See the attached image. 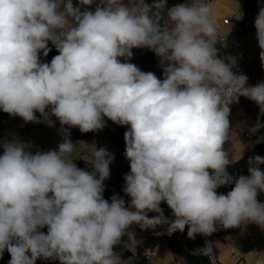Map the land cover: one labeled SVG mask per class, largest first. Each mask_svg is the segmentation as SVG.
Masks as SVG:
<instances>
[{
    "label": "clouds",
    "instance_id": "clouds-1",
    "mask_svg": "<svg viewBox=\"0 0 264 264\" xmlns=\"http://www.w3.org/2000/svg\"><path fill=\"white\" fill-rule=\"evenodd\" d=\"M254 26L264 69V7ZM49 41L59 54L44 63L39 54L48 56ZM217 44L223 42L206 0L172 7L166 0H99L94 11L72 0H0V110L49 127L55 117L63 137L56 149L35 153L19 140L0 142V258L7 251L8 264H132L123 251L135 254L133 224L142 231L166 225L169 236L187 226L189 239L211 236L217 225L254 223L264 231V203L257 200L264 157L249 158L248 175L233 181V157L224 148L232 135L230 106L240 97L260 110L250 131L264 127V81L248 86V77L232 70L235 58L220 57ZM142 48L158 57L162 80L129 62ZM105 117L128 126L127 206L118 195H103L112 153L92 148L90 170L73 159L80 142L73 143L70 129L99 132ZM213 248L206 241L193 254L216 264Z\"/></svg>",
    "mask_w": 264,
    "mask_h": 264
},
{
    "label": "crops",
    "instance_id": "crops-1",
    "mask_svg": "<svg viewBox=\"0 0 264 264\" xmlns=\"http://www.w3.org/2000/svg\"><path fill=\"white\" fill-rule=\"evenodd\" d=\"M245 0H206V2L212 5V20L217 25H221L224 18L228 17L231 20L232 27L239 32L241 25L239 21L244 17L243 2ZM99 0H94L92 6H79L82 9L95 10L96 4ZM190 0H175L174 5L180 3H189ZM261 5L264 4V0H256ZM79 3V0H78ZM171 6V7H172ZM242 15V18H240ZM246 49L256 55L255 59L244 60L238 55L236 49L228 50V56L235 58L236 66L235 73H243L248 77L247 84L252 86V81L261 82L264 81V69L261 67V60L259 53L258 41L256 39V30L243 34ZM41 62H46L47 57L43 55V51L40 52ZM156 59L159 64L158 57ZM231 107V114L229 116L232 135L229 143H225L224 148L230 152V158L233 157V161L241 158L246 153L253 150L256 146L257 135L261 131L252 133L250 128L257 123V118L253 117L244 106L240 103L233 104ZM54 121V126L49 127L45 123H24L21 118H16L10 123H4L0 125V137L4 141L19 140L31 145L29 150L35 153L38 150H53L56 149L58 144L62 141L63 137L60 134L61 125L55 117H51ZM259 123L264 125V119L259 118ZM79 132L78 128L70 129V133ZM80 142L79 150L74 154L73 159L75 163L77 159L83 161L84 167L90 170L91 151L95 146L109 147L114 153L118 154L119 150L114 145L112 139L105 135L103 132H92L89 136L75 140L74 143ZM95 144V145H94ZM126 161V159H114L110 164V177L114 175L116 167ZM124 177V176H123ZM125 184L124 179L122 185ZM123 194L121 190H114L109 198L113 195L121 196ZM164 211V210H163ZM150 217V216H149ZM165 230L167 228L164 225ZM129 231H133L130 226ZM166 232V231H165ZM167 240L168 235L166 234ZM208 238V236H207ZM211 242L217 248L216 260L221 264H264V231L254 224L249 223L247 226L235 229H226L220 236L212 234L210 236ZM123 241H127V236L122 238ZM208 241L210 239L208 238ZM135 252L140 250L135 248ZM169 256L173 260V264H186V260L176 253L169 250Z\"/></svg>",
    "mask_w": 264,
    "mask_h": 264
},
{
    "label": "trees",
    "instance_id": "trees-1",
    "mask_svg": "<svg viewBox=\"0 0 264 264\" xmlns=\"http://www.w3.org/2000/svg\"><path fill=\"white\" fill-rule=\"evenodd\" d=\"M146 3L152 4L153 0H145ZM175 0H166V7H171L174 4ZM72 3L75 7H80L78 0H72ZM261 7H264V4L259 5L256 0H245L243 2V10H244V17L239 21L241 25V30L239 31L242 34L248 33L250 31L256 30L254 26L255 17L257 16ZM81 8V7H80ZM85 9L81 8V11ZM155 11V10H154ZM166 15L164 19L161 20V24L164 23L166 20ZM48 47L50 49L47 60L45 63L51 61V59L58 55V51L55 46L52 44L51 41L48 42ZM217 48L220 49L219 56L225 57L228 56V50L222 47L221 44H217ZM133 58L129 61L134 63L141 71L143 72H153L157 78L163 79V69L159 66L158 61L156 59V55L147 48L142 49H133ZM123 62V61H122ZM235 72V68L232 69ZM239 103L245 107V109L253 116L258 117L259 115V107L256 105L255 102L240 97ZM39 117V113H36ZM18 117H10L7 113H4L0 110V125L4 123H10L11 121L15 120ZM259 118L264 119V115H260ZM106 121V127L101 130L105 135L110 137L114 143V145L118 148L119 153H114L109 147H105L110 153L114 155V159H124V151H125V141H124V132L127 130L128 126H118L114 124L112 121L108 120L106 117L104 118ZM92 132L88 133H81L79 132H72L71 133V140L74 141L89 136ZM4 140L0 137V142ZM259 141V142H257ZM2 147H0V154H2ZM259 155L264 157V127H262L261 131L257 135L256 139V146L253 150L243 155L241 158L233 161L227 168V171L230 176H232L233 181L240 175H248V160L251 157ZM76 165L79 168L86 169L84 167L83 161L81 159H77ZM261 171H264V164L259 165ZM88 170V169H86ZM130 171L129 163L125 161L120 163L114 172V175L110 177L108 180L105 181V191L103 193L104 198H109L111 193L114 190H121L123 176ZM234 182L231 184L223 185L216 189L217 194H227L229 191L232 190L234 187ZM257 200L261 203H264V193H259L257 196ZM161 208L166 211V217L172 216L171 209L168 208L167 204L162 202ZM45 234L47 233V227L41 229ZM225 229H223L220 225H217V231L213 234L215 235H222ZM208 238L211 241L210 236ZM168 243L170 249L178 256L184 258L186 260V264H210V261L207 256L204 255H196L193 254L195 250L202 249L205 246L206 240L205 237L202 235H196L195 239H189L187 236V226L183 233L177 231L171 236L168 235ZM123 245H118L116 247V251H121ZM213 252L215 257H217V248L213 244ZM131 257L132 264H153L151 260L142 252H135L133 254L131 251L124 250L123 251V258L127 259ZM10 255L7 251L4 252L2 258H0V264H8L10 260ZM218 263V262H217ZM36 264H59V261L53 260H37ZM221 264V263H218Z\"/></svg>",
    "mask_w": 264,
    "mask_h": 264
},
{
    "label": "built area",
    "instance_id": "built-area-1",
    "mask_svg": "<svg viewBox=\"0 0 264 264\" xmlns=\"http://www.w3.org/2000/svg\"><path fill=\"white\" fill-rule=\"evenodd\" d=\"M219 38L223 42L222 47L226 50L236 49L238 55L241 59H255L256 55L249 52L245 47V42L243 34L237 32L231 25L230 18L226 17L223 19L221 25L219 26ZM256 81H252V86L256 85ZM129 163L128 160L125 161ZM125 186L122 185V189ZM125 200L126 206L130 201L124 193L120 196ZM156 213H149V216H155ZM135 238L138 241L137 248L145 254L153 264H173L172 258L169 256L170 246L168 241L164 240V231L161 226H158L155 230L146 229L141 230L138 225H131ZM156 232L162 233L161 235H156Z\"/></svg>",
    "mask_w": 264,
    "mask_h": 264
},
{
    "label": "rangeland",
    "instance_id": "rangeland-1",
    "mask_svg": "<svg viewBox=\"0 0 264 264\" xmlns=\"http://www.w3.org/2000/svg\"><path fill=\"white\" fill-rule=\"evenodd\" d=\"M163 212H164V215L166 216V215H167L166 211H163ZM162 228H163V231H164V240H165V241H168V240H167V237H166V232H165L166 230H165L164 225H162Z\"/></svg>",
    "mask_w": 264,
    "mask_h": 264
},
{
    "label": "water",
    "instance_id": "water-1",
    "mask_svg": "<svg viewBox=\"0 0 264 264\" xmlns=\"http://www.w3.org/2000/svg\"><path fill=\"white\" fill-rule=\"evenodd\" d=\"M204 237H205V236H204ZM205 240H206V241H208V238H207V237H205ZM215 258H216V257H215ZM216 264H218V263H217V260H216Z\"/></svg>",
    "mask_w": 264,
    "mask_h": 264
}]
</instances>
